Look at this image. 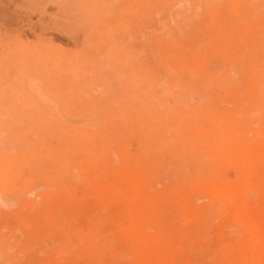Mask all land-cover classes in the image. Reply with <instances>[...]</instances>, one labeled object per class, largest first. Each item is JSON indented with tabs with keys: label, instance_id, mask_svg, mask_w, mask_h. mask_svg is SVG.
<instances>
[{
	"label": "rangeland",
	"instance_id": "1",
	"mask_svg": "<svg viewBox=\"0 0 264 264\" xmlns=\"http://www.w3.org/2000/svg\"><path fill=\"white\" fill-rule=\"evenodd\" d=\"M260 162L264 0H0V264L248 263Z\"/></svg>",
	"mask_w": 264,
	"mask_h": 264
},
{
	"label": "bare ground",
	"instance_id": "2",
	"mask_svg": "<svg viewBox=\"0 0 264 264\" xmlns=\"http://www.w3.org/2000/svg\"><path fill=\"white\" fill-rule=\"evenodd\" d=\"M37 126V125H36ZM35 126V127H36ZM62 140V139H61ZM33 147V146H32ZM261 163V162H260ZM259 163V164H260ZM263 163V162H262ZM261 163V164H262ZM264 165V163L261 165V166H263ZM110 190L112 191V187L110 188ZM115 193H116V191L115 190H113ZM111 195V194H110ZM122 193L120 194V193H118V194H115V196H114V199L115 198H117L118 197V199L117 200H120L121 199V201L123 202V200L124 201H126V203L128 202V208L132 205V201H130V197L128 198V196L126 195V194H124L125 195V198H123L124 197V195H122ZM263 195H264V192H263ZM126 196H127V198H126ZM131 196V195H130ZM109 197V196H108ZM112 198V197H111ZM214 198L216 199V200H218V204L220 205H226V209L228 208L229 210H231V211H233V213L235 214V215H237L238 217H239V215H240V211H241V208H242V206L240 207V205L241 204H244V203H242V202H244V201H247V200H244V199H237V198H232V197H230V195L228 194L227 196H223V197H221V196H216V195H214ZM117 202V201H116ZM124 203V202H123ZM126 203H124V204H126ZM123 204V205H124ZM119 205V204H118ZM127 205V204H126ZM234 205H237V206H235V209H233L232 210V208H233V206ZM122 206V205H121ZM222 207V206H221ZM224 209H225V206L223 207ZM105 210V209H104ZM129 210V209H128ZM217 211H220V210H217ZM222 211V210H221ZM220 211V212H221ZM104 213H106V212H104ZM108 213V212H107ZM122 214V213H121ZM107 215V214H106ZM110 216V215H109ZM237 218V217H236ZM240 218V217H239ZM122 220V219H121ZM236 223V222H235ZM193 224V223H192ZM195 224V223H194ZM197 224V223H196ZM252 224H254V223H252ZM115 225H117V224H115ZM114 225V226H115ZM234 225V224H233ZM120 226V225H119ZM124 226V225H123ZM123 226H121V228L120 229H122L121 230V233L123 234V235H125V236H128L129 238H130V240H131V243H129V241H128V244H129V246H128V248H129V253H131V255H132V259H131V262H133L134 264H173L172 262L174 261H172V248H173V246L171 245H169V243H168V246L169 247H171V250H169V247L167 246L166 248H157L156 246H158V245H160V243L161 242H164V241H158V239H156V243H155V249H154V251H152V253L151 254H147L146 253V251H144V250H142V245L144 244V239L142 238V237H140V235L137 237V235L134 233V230L133 229H131L129 226H128V228H130V229H128V228H126L127 226L125 225V228L123 227ZM197 226V225H196ZM117 228V227H116ZM118 231H120V230H118ZM234 231H236V230H234ZM241 232H244V230H242ZM247 232V231H246ZM248 232H250V236H251V239H250V241L247 243V248H251L252 250H253V255H252V253H250V249H245V250H248L249 252H247V253H244L243 255H246V254H250L249 255V258H251V259H249L248 258V263L247 264H255L254 263V261H255V255H258L259 254V252L262 250L261 248H257L256 247V242H257V240H256V238H259L260 236H264V228L262 227V226H260L259 224L258 225H256V226H251L249 229H248ZM233 233V232H232ZM236 233V232H235ZM121 234V235H122ZM239 234H242L243 235V233H239ZM120 235V236H121ZM233 235V234H232ZM236 235H238V234H236ZM236 235H233L234 237L236 236ZM242 235H239L238 236V239L239 238H241L242 237ZM244 236V235H243ZM204 237V236H203ZM230 238V237H229ZM233 238V237H232ZM236 238H237V236H236ZM235 239V238H234ZM120 240V239H119ZM185 240V239H184ZM198 240V239H197ZM239 240H241V239H239ZM204 241V240H203ZM229 241V240H228ZM118 242V241H117ZM211 242V241H210ZM236 242V241H235ZM239 242V241H238ZM185 243V242H184ZM158 244V245H157ZM258 244H260V243H258ZM245 246V245H244ZM246 247V246H245ZM236 249V248H235ZM244 249V248H243ZM237 251H238V249H236ZM242 250V249H241ZM228 251V250H227ZM176 253V252H175ZM222 253V252H221ZM241 254H242V252H241ZM240 254V255H241ZM255 254V255H254ZM260 255V254H259ZM264 255V254H263ZM251 256V257H250ZM252 256H254V261H253V257ZM231 257H233V256H231ZM144 259L145 260V262H143L141 259ZM182 258V257H181ZM259 258V257H258ZM244 259H247V258H244ZM225 260V259H224ZM259 260V259H258ZM257 259H256V261H258ZM130 261V260H129ZM142 261V262H141ZM241 261V260H240ZM227 262V261H226ZM132 263V264H133ZM175 263H177L176 261H175ZM243 263V262H242ZM245 263V264H246ZM239 264H240V262H239ZM244 264V263H243Z\"/></svg>",
	"mask_w": 264,
	"mask_h": 264
}]
</instances>
